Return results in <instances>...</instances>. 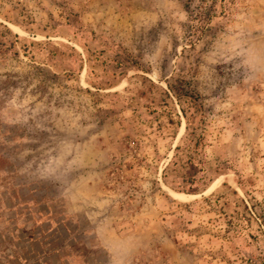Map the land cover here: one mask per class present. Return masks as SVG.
Returning <instances> with one entry per match:
<instances>
[{"label": "rangeland", "instance_id": "obj_1", "mask_svg": "<svg viewBox=\"0 0 264 264\" xmlns=\"http://www.w3.org/2000/svg\"><path fill=\"white\" fill-rule=\"evenodd\" d=\"M0 264H264V0H0Z\"/></svg>", "mask_w": 264, "mask_h": 264}]
</instances>
